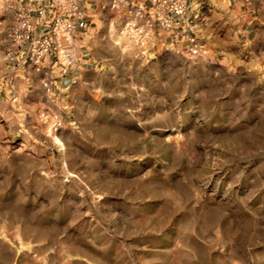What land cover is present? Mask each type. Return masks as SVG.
Listing matches in <instances>:
<instances>
[{
    "label": "rangeland",
    "instance_id": "rangeland-1",
    "mask_svg": "<svg viewBox=\"0 0 264 264\" xmlns=\"http://www.w3.org/2000/svg\"><path fill=\"white\" fill-rule=\"evenodd\" d=\"M186 3L110 0L64 71L0 0V264H264V0Z\"/></svg>",
    "mask_w": 264,
    "mask_h": 264
},
{
    "label": "built area",
    "instance_id": "built-area-1",
    "mask_svg": "<svg viewBox=\"0 0 264 264\" xmlns=\"http://www.w3.org/2000/svg\"><path fill=\"white\" fill-rule=\"evenodd\" d=\"M42 10L47 13L49 25L48 34L44 38L34 39L32 54L39 60L49 53H57L60 67L66 71L78 65L77 50L79 48L76 35L77 22L84 17L83 0H40ZM127 0H112V6L117 7ZM160 18L173 20L175 17H185L186 0H149Z\"/></svg>",
    "mask_w": 264,
    "mask_h": 264
},
{
    "label": "crops",
    "instance_id": "crops-1",
    "mask_svg": "<svg viewBox=\"0 0 264 264\" xmlns=\"http://www.w3.org/2000/svg\"><path fill=\"white\" fill-rule=\"evenodd\" d=\"M109 2H110V0H83V6H84V10H85V17L83 19H81L79 24H78V27H79V30H80L79 33L81 34V36L85 37L84 30L86 28H88L87 24L97 21V19L101 15L100 13L102 12V10L104 8H106L109 5ZM137 4L142 5L143 3L140 2V3H137ZM38 14H40L39 20H41L42 24H43V18L45 20V17H46V21H47V13H46V11L38 13ZM38 29H41V31L44 29V31H45L47 29V26L44 24V26H42V28L38 26ZM88 31H90V30L88 29ZM84 56H87V53H82L81 62H80L79 67H77L74 71L68 73L67 75H62L61 76L60 83L62 85L66 84L67 82H69V79H70L71 75L73 74V72L79 71L81 69V67L85 63V59H86ZM50 62H49V60L47 61L48 64Z\"/></svg>",
    "mask_w": 264,
    "mask_h": 264
}]
</instances>
